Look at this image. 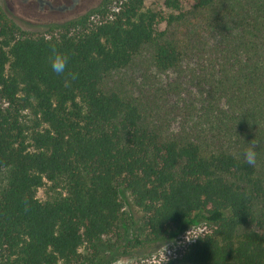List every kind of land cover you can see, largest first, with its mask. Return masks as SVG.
<instances>
[{"label": "trees", "instance_id": "16d2710c", "mask_svg": "<svg viewBox=\"0 0 264 264\" xmlns=\"http://www.w3.org/2000/svg\"><path fill=\"white\" fill-rule=\"evenodd\" d=\"M160 1L177 14L107 0L39 34L24 32L0 5V264L151 255L199 224L208 232L178 257L149 264H264V0L194 5L219 6L214 21L242 28L219 52L228 71L240 58L228 92L237 93L243 119L231 140L222 122L201 124L202 114L179 134L164 133L134 99L104 87L144 48L158 72L180 66L184 49L171 30L185 12L180 0ZM53 49L68 57L64 73L51 69ZM252 145L249 166L243 152Z\"/></svg>", "mask_w": 264, "mask_h": 264}, {"label": "rangeland", "instance_id": "374dc122", "mask_svg": "<svg viewBox=\"0 0 264 264\" xmlns=\"http://www.w3.org/2000/svg\"><path fill=\"white\" fill-rule=\"evenodd\" d=\"M106 1L0 0V5L18 21L24 32L39 34L46 27L61 25L87 15ZM180 1L185 16L183 21L171 30L174 40L182 44L184 49L180 66L169 72H158L152 64L150 50L144 48L125 69L108 75L104 87L134 99L140 105L146 120L164 133L179 134L183 125L191 126L192 123H197L199 120L196 117L202 114L201 124L212 122L220 128L218 124L222 122L231 140L239 130L233 127L234 122L243 119L240 108L234 102L237 93L235 97L229 96L231 91H236V76H239L236 72L240 58L228 61L236 63L228 71L225 61L220 60L223 56L219 52L223 46L222 42H236L242 28L230 19L222 18L220 23L214 21L215 16L210 14L215 13L219 6H216L213 12H205L194 8L196 0ZM144 9L155 10L164 17L177 14L166 9L160 0H144ZM24 10L29 11L23 14ZM164 28L165 24L162 23L160 30ZM240 84L243 85V82ZM244 109L246 105L242 108ZM4 181V174L0 173V187L4 185ZM48 192V185L39 188L36 193L38 200L44 201ZM200 225L202 224L198 225L201 228ZM190 230L180 233L174 241L161 245L151 255L135 250L127 256H112L101 264H149L153 260L162 262L172 257L168 251H175L176 255L182 253V247L193 238ZM206 230L208 231L207 228ZM176 240H180V243L175 242ZM81 252L83 255L87 254L84 250Z\"/></svg>", "mask_w": 264, "mask_h": 264}, {"label": "clouds", "instance_id": "9594fccd", "mask_svg": "<svg viewBox=\"0 0 264 264\" xmlns=\"http://www.w3.org/2000/svg\"><path fill=\"white\" fill-rule=\"evenodd\" d=\"M68 61V57L62 53L56 52L55 49H53V55L51 56V69L53 72L57 74H61L65 72L66 64ZM243 157L245 162L249 166H253L256 163L257 159V151L255 145H252L244 150Z\"/></svg>", "mask_w": 264, "mask_h": 264}, {"label": "built area", "instance_id": "2783aa9c", "mask_svg": "<svg viewBox=\"0 0 264 264\" xmlns=\"http://www.w3.org/2000/svg\"><path fill=\"white\" fill-rule=\"evenodd\" d=\"M200 226H202L201 228L197 225V226H193V227H191V228H189V229H191L190 230V233H192L193 234V238L191 239V240H189L188 242H187V244L188 243H190L192 240H194L197 236H199V235H204V234H206L208 231L206 230V226H204V225H200ZM183 233H185V232H183ZM181 237V236H180ZM181 238H183V237H181ZM186 238V237H185ZM179 239V238H178ZM175 242H177L178 244L180 243V240H176ZM185 247L186 246H183L182 247V249H181V252H183L184 251V249H185ZM168 254L169 255H172V257H170V258H166L165 260H163L162 262H159V261H156V260H153L152 261V263H164V262H166L168 259H172V258H176V257H178L179 255H176L175 254V251H168ZM181 254V253H180Z\"/></svg>", "mask_w": 264, "mask_h": 264}, {"label": "flooded vegetation", "instance_id": "af4514ba", "mask_svg": "<svg viewBox=\"0 0 264 264\" xmlns=\"http://www.w3.org/2000/svg\"><path fill=\"white\" fill-rule=\"evenodd\" d=\"M27 11H29V10H27ZM27 11H26V10H24L23 14H24V13H27Z\"/></svg>", "mask_w": 264, "mask_h": 264}]
</instances>
